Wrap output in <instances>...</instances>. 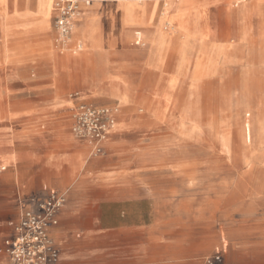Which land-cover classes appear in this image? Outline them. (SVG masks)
I'll use <instances>...</instances> for the list:
<instances>
[{"label": "rangeland", "instance_id": "374dc122", "mask_svg": "<svg viewBox=\"0 0 264 264\" xmlns=\"http://www.w3.org/2000/svg\"><path fill=\"white\" fill-rule=\"evenodd\" d=\"M90 1L63 45L50 0H0V131L121 171L194 264H264V0Z\"/></svg>", "mask_w": 264, "mask_h": 264}, {"label": "crops", "instance_id": "0c3cea01", "mask_svg": "<svg viewBox=\"0 0 264 264\" xmlns=\"http://www.w3.org/2000/svg\"><path fill=\"white\" fill-rule=\"evenodd\" d=\"M90 11L84 8L75 26L84 24ZM23 119L26 127L16 133L0 131V264L9 261L5 240L13 235L24 205L34 206L52 190L66 194L59 224L51 231L64 264H194L157 199L130 192L121 183V171L81 172L76 155L47 146L48 132L36 133L44 142L37 150L31 119Z\"/></svg>", "mask_w": 264, "mask_h": 264}, {"label": "built area", "instance_id": "2783aa9c", "mask_svg": "<svg viewBox=\"0 0 264 264\" xmlns=\"http://www.w3.org/2000/svg\"><path fill=\"white\" fill-rule=\"evenodd\" d=\"M90 5V0H54L58 13L55 27L63 45L68 44L76 16ZM65 203L66 194L52 190L34 206L24 205L13 235L5 240L9 261L1 264H64L51 231L59 224ZM228 249V239L223 236L213 252L200 259L199 264H230Z\"/></svg>", "mask_w": 264, "mask_h": 264}, {"label": "bare ground", "instance_id": "6f19581e", "mask_svg": "<svg viewBox=\"0 0 264 264\" xmlns=\"http://www.w3.org/2000/svg\"><path fill=\"white\" fill-rule=\"evenodd\" d=\"M81 14V13H80ZM79 14V15H80ZM79 15L78 16H76V18H75V21H74V24H73V30H72V33L74 34V30H75V22H76V19L79 17ZM83 19H84V17H83ZM86 19V18H85ZM86 21V20H85ZM83 22V21H82ZM85 23V22H84ZM88 23V22H87ZM82 25H84V24H82ZM88 29V28H87ZM73 40V39H72ZM72 40H69V42L70 41H72ZM80 47H82L81 45H79L78 46V48L80 49Z\"/></svg>", "mask_w": 264, "mask_h": 264}]
</instances>
